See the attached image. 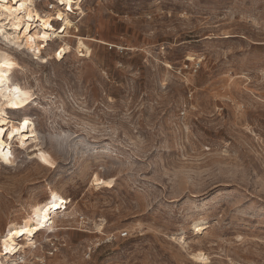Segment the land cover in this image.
<instances>
[{
  "label": "rangeland",
  "instance_id": "obj_1",
  "mask_svg": "<svg viewBox=\"0 0 264 264\" xmlns=\"http://www.w3.org/2000/svg\"><path fill=\"white\" fill-rule=\"evenodd\" d=\"M36 2L66 17L57 0ZM68 11L65 60L59 39L49 63L7 48L31 99L8 111L5 138L30 115L56 164L14 142L0 242L50 206L53 231L21 264H202L200 250L205 264H264V0H71ZM95 174L115 186L96 191Z\"/></svg>",
  "mask_w": 264,
  "mask_h": 264
},
{
  "label": "bare ground",
  "instance_id": "obj_2",
  "mask_svg": "<svg viewBox=\"0 0 264 264\" xmlns=\"http://www.w3.org/2000/svg\"><path fill=\"white\" fill-rule=\"evenodd\" d=\"M36 1L0 0V74H2L0 75V177L2 168L15 165L16 158L13 156L15 152L12 147L17 141L24 144L28 151L31 150L29 153L31 159L51 167L56 164L53 156L40 146L35 122L30 115L25 114L21 119V121L24 119L29 121L26 129L20 121L17 132L10 133L11 136L13 135L11 143H9V139L6 140L5 138L13 123L12 118L8 116V111L26 108L31 99L28 87L25 85L23 87L19 81H14L15 76L12 79L14 72L20 67V63L18 58L11 54L10 49L7 48H14L19 52H29L28 54H31L34 60H40L43 63H49V59L44 57L42 52L44 50L48 52L49 48H53L55 40L59 39L60 42L58 49L54 51V57L60 62L65 60L72 48L74 33H71L68 23L70 18L68 7L71 0H57L58 6H64L63 11L67 13L64 19H60L52 11H42ZM84 1L77 0V3ZM54 21L60 22V27H55ZM39 33L47 35L46 39L38 36ZM16 88L21 90L19 94L16 93ZM17 96L22 97V99L17 101ZM14 102H19L22 106L19 108L10 107V104ZM9 152H11L10 157H8ZM5 158H8L10 162H5ZM114 186V179H103L98 174H95L91 181V187L96 191L111 189ZM57 213L50 206H35L29 209L28 216L22 220L20 225L9 227L1 237L0 264L26 262L25 258L21 257V253L35 255L38 249L36 246L38 237L46 234L43 230L53 231L56 224L55 214ZM50 221H52V226ZM96 227L98 232H102L104 229L103 224L96 225ZM193 229L198 233H203L202 231L205 230L204 221L199 220L193 223ZM191 258L202 264L209 261L207 254L201 250L192 253Z\"/></svg>",
  "mask_w": 264,
  "mask_h": 264
},
{
  "label": "snow or ice",
  "instance_id": "obj_3",
  "mask_svg": "<svg viewBox=\"0 0 264 264\" xmlns=\"http://www.w3.org/2000/svg\"><path fill=\"white\" fill-rule=\"evenodd\" d=\"M62 51V50H61ZM57 55L59 56V53H57ZM0 75H2V74H0ZM15 91H16V93H20V89L19 88H16L15 89ZM26 95V94H25ZM19 99H22V97H19V96H17V101H19ZM22 105L19 103V102H14V103H11L10 104V107H12V108H19V107H21ZM21 124L25 127V129H26V127L28 126V124H29V121L27 120V119H24V120H22L21 121ZM25 139H27V137H25ZM23 146V145H22ZM11 156V152H9L8 153V157H10ZM5 162H10L9 160H8V158H5Z\"/></svg>",
  "mask_w": 264,
  "mask_h": 264
},
{
  "label": "built area",
  "instance_id": "obj_4",
  "mask_svg": "<svg viewBox=\"0 0 264 264\" xmlns=\"http://www.w3.org/2000/svg\"><path fill=\"white\" fill-rule=\"evenodd\" d=\"M55 5V4H54ZM53 6V5H52ZM52 6H51V8H52ZM51 8H49V9H51ZM127 236V234H122V237H126Z\"/></svg>",
  "mask_w": 264,
  "mask_h": 264
}]
</instances>
